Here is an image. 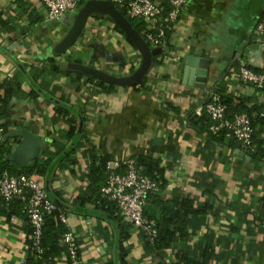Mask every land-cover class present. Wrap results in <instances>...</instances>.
Here are the masks:
<instances>
[{
  "label": "crops",
  "instance_id": "crops-1",
  "mask_svg": "<svg viewBox=\"0 0 264 264\" xmlns=\"http://www.w3.org/2000/svg\"><path fill=\"white\" fill-rule=\"evenodd\" d=\"M260 10L255 14L250 0H188L167 37L166 53L157 54V62L153 60L145 77L151 90L115 86L99 92L93 108L102 112L89 116L81 86L85 79L60 63L79 60L127 75L133 69L129 71L126 64L137 66L139 52L113 31L106 17H95L80 35L83 49L73 57H68L69 49L55 53L54 46L66 34L73 13L47 20L37 0H0V86L23 72L21 89L35 95H14L5 119L7 132L25 128L42 139L43 153L36 164L46 159L45 152L56 153L51 173L36 175L47 194L55 196L53 202L72 205L87 184L86 147L71 146L65 137L67 118L72 117L78 134L85 131L83 139L94 142L100 154L120 161L148 156L157 159L166 180L165 188L155 195L159 199H189L195 208L206 206V212L188 216L187 236L174 237L161 253L132 228L123 244L124 259L114 224L93 214L69 211L68 226L77 236L82 264H174L180 263L184 254L198 256L206 246L217 255L209 264H222L229 258L264 264V156L251 159L231 139H211L193 125L200 116L198 108L212 94L225 96L230 112L245 107L255 113V107L264 105V95L246 89L237 78L243 59L254 70L264 71V46L255 42L252 33ZM37 17L41 20L35 21ZM188 56L208 60L204 83L186 82ZM48 58L59 71L52 70ZM22 67L28 68L26 72ZM44 68L46 72L37 76ZM60 99L72 110L70 114L57 116L54 103ZM78 113L85 122L78 120ZM257 129L264 148V128ZM61 148L65 153L74 148L67 159L76 163L60 161ZM9 162L18 168L29 167ZM152 195L146 211L158 217L160 205ZM26 227L21 215L8 219L0 215V264L25 263ZM64 256L61 251L49 264H66Z\"/></svg>",
  "mask_w": 264,
  "mask_h": 264
},
{
  "label": "trees",
  "instance_id": "trees-1",
  "mask_svg": "<svg viewBox=\"0 0 264 264\" xmlns=\"http://www.w3.org/2000/svg\"><path fill=\"white\" fill-rule=\"evenodd\" d=\"M87 0H81L80 6ZM250 4L253 6L254 10L256 11L255 14L258 13L260 9L264 8V0H250ZM122 14L125 15V10L122 8H118ZM259 19V17H258ZM257 19V20H258ZM41 18L37 17L35 21H40ZM108 20V19H106ZM132 26L143 36V29L145 27L144 22L137 21L133 19H129ZM31 22V21H30ZM108 23L112 26L113 31L118 34H123V32L114 25L111 21L108 20ZM9 30H12V27L8 28ZM171 30L167 31L166 38L168 37ZM125 37V36H124ZM168 40V38L166 39ZM126 41L129 43V45L137 50L134 45L126 39ZM167 45V43H166ZM168 46V45H167ZM157 56L154 57L153 60L156 61ZM48 62H50L52 70L53 71H59V66H56L54 64V60L52 58L47 59ZM79 62V60H75ZM157 62V61H156ZM160 62V61H159ZM157 64V63H156ZM24 72L28 68H23ZM134 70L133 67L130 68L129 71ZM132 70V71H133ZM46 72V69H41L37 71V76H42ZM21 72L18 77H15L14 79L5 80L3 84L0 86V121L2 122V126H4L6 132H7V123L5 122V119L9 116V107L12 102V99L14 98V95H22L25 97H35L34 91L30 93H25L20 87V80L24 74ZM75 76L79 79L83 78L88 81H96L100 88V92H108L115 86L106 84L101 81L94 80L88 76H85L82 73L76 72ZM147 78L143 79L139 84L136 86H133V88L149 91L151 88L146 83ZM224 98V102L227 105V116L231 117L236 113L240 112H246L250 117L252 121V125L254 127V141L257 144V149L255 152L251 154H247L251 159H255L257 155L264 156V148L262 146V141H259L258 139V127L264 128V105H259L258 107H255V110H257L255 113H253L252 109H247L245 107L235 108L233 111H229V103L225 96H222ZM55 112L57 116H64L68 115L72 112V110L64 105L63 101L57 100L55 101ZM239 107V106H238ZM78 120L83 122V115L78 113L77 115ZM195 118V116H194ZM85 122V120H84ZM198 122L202 123V127H198ZM68 123V130L65 132V137L69 139L71 146H79L83 147L85 146L86 149L84 151V154L86 156V159L88 160L87 165V172L85 173V176L87 178V184L84 188L83 194L76 197L74 203L71 204H56L53 202L55 199L54 195L47 194V197L51 200L53 203L52 209H44L43 210V224H42V230L40 235V241L38 248L33 245V241L31 239V226L29 224V220L27 217V214L25 210L23 209V202L18 199H12L10 201H5L0 196V215L5 216L7 219L11 218L12 215H21L24 217L27 227L26 231L28 233L27 238V245L28 249L26 252V258L24 264H49L54 260V258L63 251L64 253V261L66 264H71V258L69 256V253L67 251V247L62 241V235L67 231L66 225L61 221V215H67L66 213L69 211H76L78 213H84V214H93L97 217H100L102 219H105L109 224H114L117 229V236L120 241V251H122V256L124 259V255L126 252H124V246L123 244L129 239L130 237V230L132 229V226L130 223L123 221L119 210L115 203L101 195L100 189L105 184L107 176H108V170H107V162L112 159L111 155L108 154H100L97 147L91 143V140L89 139H83L85 137V131L84 133L78 134L77 129V121L75 118L68 117L67 118ZM209 123L210 119L209 116L206 113H203L193 121V125L196 126L198 129L205 131L208 133L211 139H222L225 138V134L223 131H220L217 134L211 133L209 129ZM82 124V123H81ZM232 140V139H231ZM233 142L236 143V145L239 147L238 143L234 140ZM52 145H55L54 142H52ZM83 145V146H82ZM9 147L5 144H0V177L4 171H7L10 175L17 176L21 174H25L26 176L32 177L36 179V175H43V174H50L51 171L56 167V164L52 162L53 155H56L54 151H48L45 152L46 159L42 160L41 162L38 161L37 164L29 167H16L15 165H12L9 160H6V156L9 154ZM62 149V148H61ZM65 151V150H64ZM62 149V152L60 151L59 154H62V161L63 159L66 160L68 164H74L76 163L74 159H67L70 156L71 151H74L73 149H70L68 152H64ZM137 167L141 169V172L148 175L152 179L156 180L159 184V189L154 192L150 193L149 196H154V200H157L160 205V216H156L153 214H148V212L145 209V214L148 217L154 218L156 220V228H157V236L155 237L153 242H146L147 244L151 245L153 247V250L156 251V253H161L162 250L170 246L172 241L174 240V237H185L187 236L186 231V224H187V218L189 215H200L204 212H206V206L203 204L199 207H194L193 202L189 199H180L179 201H164L156 197L159 192H161L166 185V180L164 177V168H162L159 165V162L157 159L148 156V157H138L134 159ZM65 162V163H66ZM61 167L64 165L60 163ZM37 180V179H36ZM148 196V197H149ZM148 201V198H147ZM88 205H92V208H89ZM147 206V205H146ZM172 226V227H171ZM140 233V232H139ZM142 236L143 234L140 233ZM144 237V236H143ZM78 245V242H76ZM77 254L80 256V249L78 245ZM217 256L214 254L211 247L206 246L201 253L198 256L189 257L188 255L184 254L180 256V263H174V264H209V261L214 257ZM122 264H125L124 261H122ZM222 264H247L245 262H242L238 260L237 258H229L225 259Z\"/></svg>",
  "mask_w": 264,
  "mask_h": 264
},
{
  "label": "built area",
  "instance_id": "built-area-1",
  "mask_svg": "<svg viewBox=\"0 0 264 264\" xmlns=\"http://www.w3.org/2000/svg\"><path fill=\"white\" fill-rule=\"evenodd\" d=\"M47 20H57L67 13H74L80 7L81 0H37ZM118 8L125 10L128 19L144 22L142 31L145 41L150 48L167 47L166 33L172 30L177 23L181 11L188 0H110ZM255 42L264 46V8L252 31ZM81 37V36H80ZM78 40L67 51L68 57H73L76 52L83 49ZM69 60V59H67ZM131 62L126 64L130 69ZM136 65L134 66V68ZM238 80L248 90L253 89L264 95V71H256L247 59L239 62ZM82 93L89 116L101 113L93 106L100 92L96 81L83 80ZM220 94H212L204 100L196 114L206 113L209 116V131L217 134L223 131L225 138L236 141L239 147L246 153L256 151L257 144L254 141V127L251 117L246 112L236 113L231 117L227 116V105ZM7 134L0 121V144ZM95 145L94 142L91 141ZM11 144V143H10ZM10 144L8 147H10ZM108 176L100 192L103 197L112 200L117 206L123 221L131 224L136 232L143 234L146 242H153L157 236L156 220L145 214L147 198L150 193L159 189L156 180L141 172L133 158H126L122 161L111 159L107 162ZM0 196L5 201L18 199L23 202L29 224L31 226V239L33 245L38 248L43 224V210L52 209L53 203L47 197L46 191L40 183L25 174L13 176L4 171L0 177ZM67 215H61V221L66 225L67 231L62 235V241L67 247L71 258V264H82L77 254V236L68 226Z\"/></svg>",
  "mask_w": 264,
  "mask_h": 264
},
{
  "label": "water",
  "instance_id": "water-1",
  "mask_svg": "<svg viewBox=\"0 0 264 264\" xmlns=\"http://www.w3.org/2000/svg\"><path fill=\"white\" fill-rule=\"evenodd\" d=\"M263 9L260 10V15ZM259 15V16H260ZM106 17L119 27L126 39L137 49L140 55L139 64L127 75H117L90 64L75 60L63 61L60 64L68 70L84 74L94 80L119 87H133L139 84L149 73L153 59L159 53H166L167 47L150 48L144 37L132 26L130 20L122 14L118 7L110 0H87L71 16V24L66 34L54 46L55 53L61 54L68 50L80 37L90 18ZM26 30L28 28L26 27ZM208 60L195 56H188L184 68L186 82L193 81L204 83L206 81ZM20 136L18 139L17 137ZM11 140L9 154L6 159L12 160L19 166H33L37 158L43 153L42 139L30 130L21 128L7 132L1 144Z\"/></svg>",
  "mask_w": 264,
  "mask_h": 264
}]
</instances>
